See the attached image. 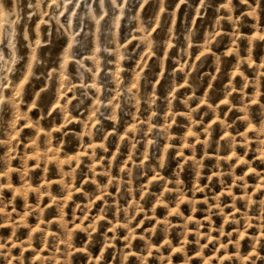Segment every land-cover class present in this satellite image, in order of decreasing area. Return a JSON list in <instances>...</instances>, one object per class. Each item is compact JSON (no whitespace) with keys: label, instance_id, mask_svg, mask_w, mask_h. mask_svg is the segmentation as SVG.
Returning a JSON list of instances; mask_svg holds the SVG:
<instances>
[{"label":"rangeland","instance_id":"obj_1","mask_svg":"<svg viewBox=\"0 0 264 264\" xmlns=\"http://www.w3.org/2000/svg\"><path fill=\"white\" fill-rule=\"evenodd\" d=\"M13 7L0 264H264V0Z\"/></svg>","mask_w":264,"mask_h":264},{"label":"clouds","instance_id":"obj_2","mask_svg":"<svg viewBox=\"0 0 264 264\" xmlns=\"http://www.w3.org/2000/svg\"><path fill=\"white\" fill-rule=\"evenodd\" d=\"M183 2V0H182ZM20 3V0H13V15L16 14V5H18ZM113 3H115V0H113ZM241 3H247V0H241ZM29 7H31V4H29ZM3 9V0H0V10ZM19 21V17H17V22ZM2 58V57H0Z\"/></svg>","mask_w":264,"mask_h":264}]
</instances>
